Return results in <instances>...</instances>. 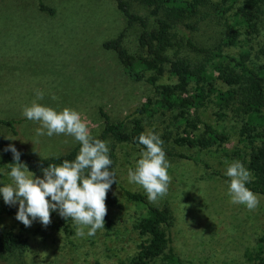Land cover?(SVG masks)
I'll return each instance as SVG.
<instances>
[{"label":"rangeland","instance_id":"rangeland-1","mask_svg":"<svg viewBox=\"0 0 264 264\" xmlns=\"http://www.w3.org/2000/svg\"><path fill=\"white\" fill-rule=\"evenodd\" d=\"M43 1L52 13L40 10L36 0H0V117L20 120L16 134L3 125L1 132L15 138L14 142L31 155L60 154L79 143L65 134L37 136L40 124L27 119L23 110L36 99L38 90L44 94L38 103L57 110H77L95 137L103 129L101 111L111 121H123L127 127L131 118L139 117L161 136L172 180L165 196L149 201L145 190L128 180V170H135L142 148L107 139L113 162L110 170L115 175L110 190L117 199L114 206L107 207L111 225L93 236H88L85 229V236L78 237L77 225L71 218L65 222L68 228L55 216H51L48 226L36 219L26 227L16 215L0 216V233L5 229L20 236L13 252L0 250V264H133L139 244L146 241L136 223L149 209L129 198L124 189L143 195L149 205L170 208L171 218L162 227L161 239L165 241L170 233L173 260L164 258L165 248L149 264H260V250L264 249V195L254 192L260 202L252 211L245 205L232 204L228 195L230 183L220 175L226 174L228 164L235 160L246 167L248 146L237 141L245 116L232 108L218 110L210 94L196 112L189 114L198 126L192 134H202L203 125L198 121H205L225 132L229 140L205 148L175 143L173 138L190 130L178 110L168 111L151 104L145 112L134 113L147 98L154 103L157 82H175L168 67L156 82L150 80L156 76L153 71H145L143 78L134 80L124 71L116 54L102 46L105 40L122 34L128 51L142 54L138 44L141 27H127L113 0ZM243 2L237 0L234 9L218 15L214 7L221 2L208 0L201 8L206 14L204 19L197 30H188V34L198 45L213 49L232 28H238L241 34L237 43L225 46L224 51L231 55L246 51L253 68H264V55L258 52L264 46V5L257 20L258 31L249 38L245 27L235 24L234 13ZM130 5L137 14H148V8L137 2L130 0ZM177 47L178 55L194 62L208 59L204 54L189 52L182 40ZM174 53V49L169 52L171 56ZM213 86L228 89L217 77ZM10 170L11 165L0 157V187L11 183ZM35 175L42 177L43 172ZM15 205L19 206L18 202Z\"/></svg>","mask_w":264,"mask_h":264},{"label":"trees","instance_id":"trees-1","mask_svg":"<svg viewBox=\"0 0 264 264\" xmlns=\"http://www.w3.org/2000/svg\"><path fill=\"white\" fill-rule=\"evenodd\" d=\"M40 10L52 13L53 10L43 0H36ZM116 8L126 19L127 27L139 25L141 32L138 37L139 47L142 54H133L128 51L122 42V34L115 38L105 40L103 48L113 51L124 71L134 80L143 78L145 71H153L156 76L151 77V82H156L166 67L171 76L175 77L174 83H156L155 100L147 98L143 105L134 113L145 112L149 105L165 110H178L181 119L185 120L186 128L184 136L173 138L175 143L189 147L205 148L213 144L223 145L229 138L225 132L218 131L215 127L205 121L202 122L203 133L192 134L197 128L196 121L189 118L191 111L196 112L203 105L208 95H213L215 107L218 110L232 108L245 116V120L239 129L238 143L248 146L246 168L250 170L252 180L247 187L256 193L264 195V68L262 66L253 68L249 63V53L240 51L231 55L224 51L225 46H233L237 43L241 31L232 28L216 46L212 49L198 45L190 36L189 31H195L205 15L201 8L205 7L208 0H132L148 8L147 15H139L131 9L130 0H113ZM237 0H218L221 4L215 5V12L224 15L235 8ZM225 3H228L225 5ZM264 0H244L234 13L235 24L245 27V34L250 38L257 33V20L263 12ZM181 35V37H180ZM264 36V34H263ZM189 52L201 53L207 56L205 62H197L188 56H180L177 50L179 42ZM176 47V48H175ZM174 49L173 56L169 54ZM264 55V46L258 49ZM214 73L217 76H215ZM217 77L228 86L226 90L216 89L213 79ZM206 83L207 87L204 85ZM236 104L235 108L234 105ZM104 118L103 129L97 138L110 139L117 143H130L131 145L144 148L139 143V135L151 129L143 124L141 118L133 117L130 126L127 127L123 121H111L109 116L102 112ZM19 119L0 117V125L6 126L13 134H16V124ZM194 129V130H192ZM0 130V157L3 163L11 165L14 163L11 151H5L9 145H14L21 153L20 160L25 163L33 173L42 172V168L50 163H61L64 159L75 158L81 145L78 143L66 152L53 155H31L18 146L14 140H9ZM169 139L170 136H165ZM250 146V147H249ZM182 158H189L179 154ZM193 159V158H191ZM197 160V159H193ZM111 171V170H110ZM230 183L226 174H220ZM125 194L136 201L146 204L149 213L141 217L136 223L139 233L146 236V241L139 244V251L133 264H149V261L157 254L167 248L164 258L169 262L173 260L171 235L163 241L162 227L168 225L171 214L168 206L156 207L149 205L145 197L124 189ZM117 202L116 196L109 189L106 197V207L114 206ZM17 205H8L3 198L0 200V216L16 215ZM51 216L58 217L60 224L68 228L65 219L59 211H52ZM112 223L108 213L105 216V226ZM20 236L10 230L2 229L0 233V250L11 253L19 244ZM261 251L260 264H264V249Z\"/></svg>","mask_w":264,"mask_h":264},{"label":"clouds","instance_id":"clouds-1","mask_svg":"<svg viewBox=\"0 0 264 264\" xmlns=\"http://www.w3.org/2000/svg\"><path fill=\"white\" fill-rule=\"evenodd\" d=\"M43 96L38 90L36 99L24 108V116L40 124L36 129L37 136L65 134L74 137L81 145L79 152L72 160L64 159L59 164L50 163L42 168L41 177L30 171L20 160L21 153L17 148L9 145L5 151L12 152L15 162L11 163L9 173L11 183L0 187V194L10 206L18 202L16 219L26 227L36 219L48 226L51 212L58 210L62 217L71 218L77 225L78 237L85 236V229L88 236H93L97 230L105 228L107 191L115 181L114 172L110 171L113 162L108 143L92 135L80 112L69 107L57 110L42 105L37 101ZM139 143L144 148L136 160L135 170H128V180L140 185L149 201L156 202L168 192L172 180L168 172L171 165L163 148L164 142L156 132L151 129L142 132ZM226 175L230 178V203L255 210L260 200L246 186L252 180L250 170L235 160L228 164Z\"/></svg>","mask_w":264,"mask_h":264}]
</instances>
